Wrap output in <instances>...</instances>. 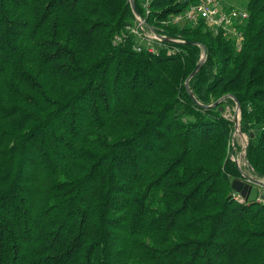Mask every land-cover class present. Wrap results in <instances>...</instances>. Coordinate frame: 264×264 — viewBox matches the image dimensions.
Here are the masks:
<instances>
[{"label":"trees","instance_id":"1","mask_svg":"<svg viewBox=\"0 0 264 264\" xmlns=\"http://www.w3.org/2000/svg\"><path fill=\"white\" fill-rule=\"evenodd\" d=\"M199 1L0 0V264H264V0Z\"/></svg>","mask_w":264,"mask_h":264},{"label":"built area","instance_id":"2","mask_svg":"<svg viewBox=\"0 0 264 264\" xmlns=\"http://www.w3.org/2000/svg\"><path fill=\"white\" fill-rule=\"evenodd\" d=\"M245 11L231 9L228 10L222 6L219 0H200L190 5L183 13L176 17L175 21L186 19L188 21L196 22L198 19L206 20L216 31L219 29H224L228 31H235L234 20L246 17ZM139 21V28H135V33L140 32V26L142 30L145 27V21L141 17H137ZM151 29V34L148 36L153 39L154 42L164 40V37L159 35L153 28ZM151 48V47H150ZM236 121V119H235ZM252 178H246L248 182L261 186H264V180H257L253 176ZM257 181L262 182L260 185Z\"/></svg>","mask_w":264,"mask_h":264},{"label":"rangeland","instance_id":"3","mask_svg":"<svg viewBox=\"0 0 264 264\" xmlns=\"http://www.w3.org/2000/svg\"><path fill=\"white\" fill-rule=\"evenodd\" d=\"M219 2L222 6H226V7L235 6V7H237V9L244 10L246 8L248 0H219ZM145 27L146 28L144 30H142V26H140V32L136 33L137 37L139 39H141L140 41L144 45H147L148 47H151V48H155V45H157V43H155L153 39H150L148 37L151 34V29L148 28L147 26H145ZM234 110H235V114H234L233 118L237 119L240 117V112H239L238 108H234ZM229 111H230V109H228V113H229ZM232 115L233 114H231V116ZM233 141L237 142L242 147H244V152H240L237 155V157H235V158L238 161L239 165L245 166V164L247 163L245 161V155H246V148H247L246 145L248 143V136L246 134H244L243 132H241L240 126L238 128V126L235 125ZM244 173L249 175V176H252L250 170H245Z\"/></svg>","mask_w":264,"mask_h":264},{"label":"water","instance_id":"4","mask_svg":"<svg viewBox=\"0 0 264 264\" xmlns=\"http://www.w3.org/2000/svg\"><path fill=\"white\" fill-rule=\"evenodd\" d=\"M131 4H132V7H133V10L136 11L135 0H131ZM164 39H166V38L164 37ZM205 56H206V53L203 54L202 59L200 60L199 64L197 65L196 69L192 72V74L189 76V78H188V80L186 82L187 89H188V91L190 92L191 95H193V94H192V91H191V88H190V79L201 68V66L203 64V61L205 59ZM236 103H237V108H238V110L240 112V117L236 119L235 125L238 126V128H239L240 119H241V111H240V103L238 101H236ZM215 104H217V102ZM247 146H248V143H247L246 147ZM243 175H244L245 178H252L251 176H249V175H247L245 173H243ZM257 183H259V185H260L262 182L257 181ZM233 188L237 192H240L243 197H247L249 201H256L258 199V196H260L261 198H264V194H260V192H259V186H257V185L252 186L249 183H246V182H244L243 180H240V179H236V180L233 181Z\"/></svg>","mask_w":264,"mask_h":264}]
</instances>
